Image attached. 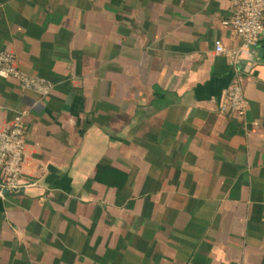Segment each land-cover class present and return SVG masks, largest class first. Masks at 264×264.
<instances>
[{"label":"crops","instance_id":"crops-1","mask_svg":"<svg viewBox=\"0 0 264 264\" xmlns=\"http://www.w3.org/2000/svg\"><path fill=\"white\" fill-rule=\"evenodd\" d=\"M230 0H0V51L53 84L0 79L24 113L22 177L0 196V264H264V34ZM243 116L221 111L237 75Z\"/></svg>","mask_w":264,"mask_h":264},{"label":"built area","instance_id":"built-area-1","mask_svg":"<svg viewBox=\"0 0 264 264\" xmlns=\"http://www.w3.org/2000/svg\"><path fill=\"white\" fill-rule=\"evenodd\" d=\"M233 12L223 24L229 25L240 38V44L226 49L220 40L215 41V51L225 53L233 61L248 54L264 34V0H230ZM15 80L18 85L40 97H47L53 84L40 76L30 75L19 68L13 52L0 51V79ZM247 101L243 91V79L237 75L229 86L221 111L243 116ZM25 121L24 113L15 115L9 125L0 129V196L4 191L18 192L33 185L22 177L24 158Z\"/></svg>","mask_w":264,"mask_h":264}]
</instances>
